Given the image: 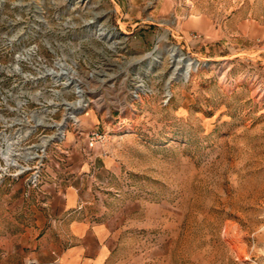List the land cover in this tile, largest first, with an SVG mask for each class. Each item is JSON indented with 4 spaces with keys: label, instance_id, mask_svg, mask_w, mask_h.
<instances>
[{
    "label": "rangeland",
    "instance_id": "1",
    "mask_svg": "<svg viewBox=\"0 0 264 264\" xmlns=\"http://www.w3.org/2000/svg\"><path fill=\"white\" fill-rule=\"evenodd\" d=\"M0 116L110 158L109 264H264V0H0Z\"/></svg>",
    "mask_w": 264,
    "mask_h": 264
},
{
    "label": "crops",
    "instance_id": "2",
    "mask_svg": "<svg viewBox=\"0 0 264 264\" xmlns=\"http://www.w3.org/2000/svg\"><path fill=\"white\" fill-rule=\"evenodd\" d=\"M70 147L42 169L38 189L22 180L0 188V264L110 263L114 164L81 140Z\"/></svg>",
    "mask_w": 264,
    "mask_h": 264
},
{
    "label": "built area",
    "instance_id": "3",
    "mask_svg": "<svg viewBox=\"0 0 264 264\" xmlns=\"http://www.w3.org/2000/svg\"><path fill=\"white\" fill-rule=\"evenodd\" d=\"M1 117L2 116H0V118ZM17 125L19 124L13 122L9 124V127H15ZM3 128V124H0V188L6 182V178L17 181L29 175L27 178L28 187L38 189L41 186V171L39 167L34 164L36 160L44 159L45 156L41 157L40 154H31L27 152L24 157H21L18 153L12 152L9 149H4L7 144L5 138L6 134L3 133ZM88 139L89 146L94 147L98 143L103 142L105 138L97 132H90ZM46 151L47 148H45V153ZM42 153H44V151H42ZM41 162H43V160H41Z\"/></svg>",
    "mask_w": 264,
    "mask_h": 264
},
{
    "label": "bare ground",
    "instance_id": "4",
    "mask_svg": "<svg viewBox=\"0 0 264 264\" xmlns=\"http://www.w3.org/2000/svg\"><path fill=\"white\" fill-rule=\"evenodd\" d=\"M37 122H42V121H37ZM43 123V122H42ZM20 125H24V124H20ZM37 126H41V125H39V124H36V126L35 127H37ZM61 126L63 127V128H61ZM67 126V124H45V127H47V128H54L55 130H56V136L54 137V139L56 138L57 140L58 139H62L63 138V134L62 133H60L61 132V130H63L65 127ZM31 133V132H30ZM29 132H25L24 133V135H22V137H21V132H20V139L21 140H24L25 138H23V137H26L27 138V134H30ZM64 133V132H63ZM65 134H66V132H65ZM60 135V136H59ZM51 140V139H50ZM45 143L47 142V140L46 141H44ZM49 143V145H47V146H44V147H42L43 146V142L41 143V145H39V146H41L40 148H38V146H37V148H36V150L35 151H44V156H45V148H48L50 145H51V143H52V141H49L48 142Z\"/></svg>",
    "mask_w": 264,
    "mask_h": 264
}]
</instances>
